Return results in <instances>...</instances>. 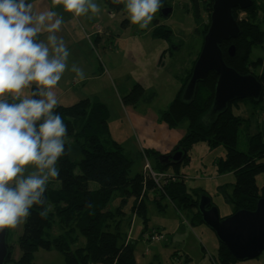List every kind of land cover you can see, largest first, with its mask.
I'll list each match as a JSON object with an SVG mask.
<instances>
[{
  "label": "rangeland",
  "instance_id": "1",
  "mask_svg": "<svg viewBox=\"0 0 264 264\" xmlns=\"http://www.w3.org/2000/svg\"><path fill=\"white\" fill-rule=\"evenodd\" d=\"M28 2L33 4L35 11H56L63 17L61 29L55 34L64 40L69 51V68L76 64L85 74V79L80 81L74 72L65 71L56 88L59 103L69 105L81 98L90 97L105 104L109 111L112 138L132 156L130 176L137 175L145 167L143 149L149 150L148 161L158 171L157 153L164 152L165 148L174 149L178 139L185 137L190 124L188 119L178 120L170 116L172 112L169 113L188 74L193 70L197 53L203 45L202 32L206 31L204 25H197L190 0H161L162 7L154 14L146 29H140L139 25L130 22L125 0H121L120 10L111 6V0H94L99 5L100 12H89L80 17L65 12L62 5L53 7L52 0ZM198 4L203 2L198 1ZM164 5L172 8L170 16L164 15ZM245 16V12L241 13V17ZM156 23L173 31L171 41L153 36ZM196 27L201 33L193 37ZM46 36L47 33H42L39 39L46 41ZM254 53L257 55L258 51ZM258 54L264 58V52ZM137 84L142 85L148 95L155 94V99L150 105L140 103L131 112L134 119L127 113L122 98ZM182 95L183 93L181 98ZM240 113L248 118L242 132L264 133V106L254 109L252 105L243 104ZM225 154L223 146L214 148L205 142L198 143L188 151L181 164L165 166V174L175 175L179 172L185 175L183 180L188 192L205 190L218 207L221 217H226L233 210L229 199L236 177L231 172L222 175L217 172L215 162L225 157ZM32 170L33 166H27L26 174ZM257 183L264 188V173L257 176ZM49 185L57 188L60 183L50 179L46 192ZM46 192L44 195L47 202ZM146 202L147 227L142 218L132 214L130 203L125 208L126 214L122 218L120 229L122 234L136 242L135 264H220V242L216 234L204 223H192L197 209L181 212L169 199L163 201V209L153 198ZM119 204L120 199L116 197L112 206ZM48 207L51 208L50 205ZM39 208L41 207L33 205L31 209ZM25 221L26 218L17 227L8 228V241L13 248L12 262L9 264L16 262L13 260V252L20 248L19 238ZM59 230V225L55 224L52 235H60ZM144 231L146 232L142 235ZM155 231L162 233L164 239L159 242L146 240V235ZM66 235L68 239L72 238ZM79 235L74 249L85 246V238ZM38 252L40 254L35 255L36 263L61 262L59 254H49L43 250ZM237 264H264V252L256 259Z\"/></svg>",
  "mask_w": 264,
  "mask_h": 264
},
{
  "label": "trees",
  "instance_id": "2",
  "mask_svg": "<svg viewBox=\"0 0 264 264\" xmlns=\"http://www.w3.org/2000/svg\"><path fill=\"white\" fill-rule=\"evenodd\" d=\"M198 1L203 4L199 5ZM190 2L197 25L201 23L206 28L202 32L203 42L210 26L214 0ZM111 6L120 10L122 2ZM163 12H170L167 15L170 16L172 8L164 5ZM244 12L246 16L241 17ZM234 16L242 29V35L237 40L221 44L224 59L240 73L256 76L263 85L261 100L258 103L253 99L236 101L217 120L206 123L204 118L212 105L218 77L211 73L204 83L199 84L195 100L187 103L180 95L192 76L191 70L169 112H172L170 116L178 120L188 119L190 122L185 137L180 140L182 148L189 151L195 144L202 142L210 147L225 148V157L217 159L215 166L219 175L231 172L236 177L229 199L233 204V214L239 210L255 211L258 200L264 198V188L257 183V176L264 173V133L242 132L248 118L240 113L243 104L252 105L254 109L264 106V58L258 54L264 52V0H254L253 6L244 11L235 9ZM154 29V37L168 41L173 39V31L169 28L156 23ZM200 33L196 27L193 37ZM233 44L236 46V55L231 58L228 48ZM255 51H258L257 55ZM200 52L197 53L198 57ZM154 99L155 94L148 95L146 89L137 84L122 98V102L126 107H135L140 101L150 104ZM54 111L61 115L67 125L65 154L57 161L60 176L55 180L60 186L53 188L49 185L46 192L48 211L45 216L40 214L42 208L30 209L31 215L26 218L19 238L22 255L15 264H36L35 255L39 250L57 252L65 264H135L136 242L120 232L122 218L126 214L125 208L131 203L132 214L142 218L147 227L146 201L152 198L162 209L166 199L181 212L197 209L192 223H203L198 205L201 196L208 194L203 189L188 192L183 180L185 175L179 172L167 174L161 187L148 178L144 171L130 176L132 156L112 138L109 111L105 104L85 97L69 105L59 103ZM143 152L147 159L149 150ZM157 154L160 161L157 167L160 172L166 173L163 157L160 152ZM116 197L120 199V204L113 207L112 202ZM212 205H215L213 200ZM55 224L60 227V235L56 237L51 233ZM66 234L72 238L68 239ZM79 234L85 238V246L74 249ZM12 249L10 246L6 264L12 262ZM218 258L220 264L239 263L221 243Z\"/></svg>",
  "mask_w": 264,
  "mask_h": 264
},
{
  "label": "clouds",
  "instance_id": "3",
  "mask_svg": "<svg viewBox=\"0 0 264 264\" xmlns=\"http://www.w3.org/2000/svg\"><path fill=\"white\" fill-rule=\"evenodd\" d=\"M52 5L74 17L100 12L94 0H52ZM161 7V0H125L130 22L140 29ZM62 24L56 11H35L28 0H0V229L17 227L33 205L45 216L47 185L60 176L57 161L65 154L67 125L54 111L56 88L68 70L85 79L78 65L69 68V51L55 34ZM42 33L46 41L39 39ZM30 165L34 170L26 174Z\"/></svg>",
  "mask_w": 264,
  "mask_h": 264
},
{
  "label": "water",
  "instance_id": "4",
  "mask_svg": "<svg viewBox=\"0 0 264 264\" xmlns=\"http://www.w3.org/2000/svg\"><path fill=\"white\" fill-rule=\"evenodd\" d=\"M253 4L254 0H214L210 26L204 36L192 76L182 95L184 102L192 103L199 84L204 83L211 73L216 74L218 79L212 105L204 118L206 123L217 120L228 110L229 105L236 101L253 99L258 103L263 96V85L256 76L242 74L229 66L221 49L223 42L237 40L242 35L234 10H247ZM168 13L170 12H165L164 15ZM228 55L235 57L234 44L228 48ZM187 153L188 151L180 146L171 154L162 156V162L166 166L181 164ZM198 212L202 222L216 234L219 242L226 246L238 262L256 259L264 252V198L258 200L255 211L239 210L222 218L218 207L212 205L211 197L203 195ZM9 255L8 228L0 229V264H6Z\"/></svg>",
  "mask_w": 264,
  "mask_h": 264
},
{
  "label": "built area",
  "instance_id": "5",
  "mask_svg": "<svg viewBox=\"0 0 264 264\" xmlns=\"http://www.w3.org/2000/svg\"><path fill=\"white\" fill-rule=\"evenodd\" d=\"M144 172L148 178H150L158 187H161L162 182L164 181L167 174L158 171H155L151 164L149 163L148 159H146V164L144 167ZM152 235V236H150ZM164 239V236L160 232H149L148 235H146V240L153 241V242H159Z\"/></svg>",
  "mask_w": 264,
  "mask_h": 264
},
{
  "label": "crops",
  "instance_id": "6",
  "mask_svg": "<svg viewBox=\"0 0 264 264\" xmlns=\"http://www.w3.org/2000/svg\"><path fill=\"white\" fill-rule=\"evenodd\" d=\"M140 103H142V104H146V103H144L143 101H140V102H138L137 104H136V106L135 107H126L124 104V106H125V108L127 109L126 111H127V113L129 114V116L130 117H133L134 119H135V116H132V113L131 112H133V111H135V109L137 108V107H139V105H140ZM146 105H150V104H146ZM134 114V113H133ZM180 140H181V138L180 139H178V141H177V145H176V147L174 148V149H166L165 148V150H164V152H161L160 153V155H162V156H165L164 154H168V153H170V152H172V151H175L177 148H180V146L181 145H179L180 144ZM143 151H144V149H143ZM145 156V155H144ZM147 157H148V155H146ZM148 159V158H147ZM159 164H160V161H159V159H158V165L157 166H159ZM164 165V164H163ZM164 166H166V165H164ZM158 169H159V167H157ZM143 171H144V169H143ZM169 175V174H168ZM211 197V196H210ZM212 199V198H211ZM233 210H234V208H233ZM232 210V213L230 214V215H232L233 214V211ZM230 215H228V216H230ZM227 217V216H226ZM129 238V237H128ZM143 238V237H142ZM130 239H131V237H130ZM132 240V239H131ZM162 241V240H161ZM49 252V254H54V255H57L58 253L57 252H55V251H48ZM40 254V252H38L36 255H39ZM21 255H22V251H21V249L19 248V249H16L14 252H13V260L14 261H18L19 259H20V257H21ZM58 256H60L61 257V262H60V264H65V262H64V260H63V258H62V256L59 254ZM37 260V259H36ZM36 260H35V262H36ZM57 261V260H56ZM36 264H39V263H36Z\"/></svg>",
  "mask_w": 264,
  "mask_h": 264
}]
</instances>
